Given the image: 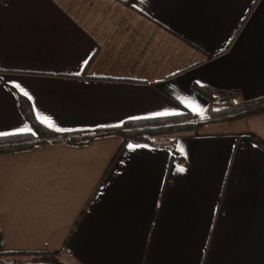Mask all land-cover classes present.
<instances>
[{
  "label": "crops",
  "instance_id": "obj_1",
  "mask_svg": "<svg viewBox=\"0 0 264 264\" xmlns=\"http://www.w3.org/2000/svg\"><path fill=\"white\" fill-rule=\"evenodd\" d=\"M193 87L264 97V0H0V133L30 132L26 111L59 135L203 117ZM168 138L0 154V248L264 264V113Z\"/></svg>",
  "mask_w": 264,
  "mask_h": 264
},
{
  "label": "trees",
  "instance_id": "obj_2",
  "mask_svg": "<svg viewBox=\"0 0 264 264\" xmlns=\"http://www.w3.org/2000/svg\"><path fill=\"white\" fill-rule=\"evenodd\" d=\"M208 101L203 117L180 109L176 114L135 119L121 125L94 133H68L59 135L37 123L28 111L25 116L31 127L27 133H15L0 136V154L25 151L42 144L63 143L67 145H83L94 137L112 134L119 137L122 143H143L147 145L161 144L162 141L172 143L169 136L191 131L205 123L231 122L248 116L264 113V97L254 100H241L237 92L196 88ZM165 143V142H163ZM0 264H71L63 261L54 251H15L5 252L0 248Z\"/></svg>",
  "mask_w": 264,
  "mask_h": 264
},
{
  "label": "snow or ice",
  "instance_id": "obj_3",
  "mask_svg": "<svg viewBox=\"0 0 264 264\" xmlns=\"http://www.w3.org/2000/svg\"><path fill=\"white\" fill-rule=\"evenodd\" d=\"M17 87H19V85H17ZM25 95H27V93H25ZM51 126V125H50ZM59 130V129H58ZM0 135H5V133H0ZM131 147V146H130ZM181 171H183V169H181Z\"/></svg>",
  "mask_w": 264,
  "mask_h": 264
}]
</instances>
